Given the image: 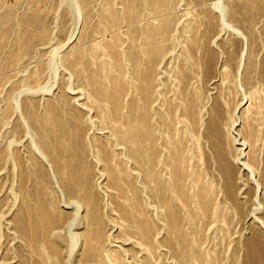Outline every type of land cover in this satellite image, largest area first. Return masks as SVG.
Wrapping results in <instances>:
<instances>
[{
    "label": "rangeland",
    "instance_id": "rangeland-1",
    "mask_svg": "<svg viewBox=\"0 0 264 264\" xmlns=\"http://www.w3.org/2000/svg\"><path fill=\"white\" fill-rule=\"evenodd\" d=\"M90 231L101 264H264V0H0V264H92Z\"/></svg>",
    "mask_w": 264,
    "mask_h": 264
},
{
    "label": "bare ground",
    "instance_id": "bare-ground-1",
    "mask_svg": "<svg viewBox=\"0 0 264 264\" xmlns=\"http://www.w3.org/2000/svg\"><path fill=\"white\" fill-rule=\"evenodd\" d=\"M216 6H218L216 3H215ZM78 13V12H77ZM111 18V30L115 31L117 29H119L122 21H121V18L119 16H117L116 14H112V16L110 17ZM126 19V18H125ZM113 21V22H112ZM130 22V23H128ZM126 23V26H131L132 23H134L133 21H131L130 19H126L125 22ZM77 31V30H76ZM76 31L71 35L69 41L62 47V48H65L68 44L71 45L72 41L75 39V34H76ZM119 33V32H118ZM61 48V49H62ZM58 51H60L59 48L57 49H53L52 52H54L55 54L58 53ZM143 52V49H141L140 47H138L137 50H135L134 54L132 55L131 54V61L133 62H136L137 63V60H138V57L140 58L141 57V53ZM58 57V56H57ZM72 66L73 68L74 67H77L78 66V60L76 58H72ZM56 61V60H55ZM59 62V61H58ZM56 62H54L55 64ZM59 64V63H58ZM61 64L64 65L62 59H61ZM53 65V64H52ZM62 66V65H61ZM65 66V65H64ZM56 67V66H55ZM54 65L52 66V70L55 68ZM66 67V66H65ZM67 68V67H66ZM54 72V71H53ZM153 71L152 69H150V67L147 69V72H146V75H142V77H144V79L146 80L145 84L141 87L140 89V94H141V99H142V112H141V115H136L135 117V120L137 121L138 120V124L139 123H142L143 124V127L145 128L146 132H147V136H146V139H145V146H147L148 144V141L152 142L154 141L153 139V136H152V133L150 132V127H151V115H149L147 113V111H149V108L151 107V105L153 104L154 102V76L155 75H152ZM140 76V75H139ZM137 77V76H136ZM135 83V82H134ZM136 84V83H135ZM137 86V85H136ZM68 87V86H67ZM136 90V89H135ZM52 91V90H51ZM51 91H49L48 93H50ZM137 91V90H136ZM72 93V92H71ZM77 94H79V92H76ZM23 94V92H22ZM75 94V93H74ZM44 95H48V94H44ZM51 95V94H49ZM20 98V97H19ZM78 100V99H77ZM135 101H136V98H135ZM19 99H17V106H15L16 104L14 103V106L15 108L17 109L18 108V112L20 113V115H22V112L20 111V106H19ZM132 103V101H131ZM134 103V102H133ZM138 109V103L135 102L134 103ZM83 107V109L85 110L86 109V106H84V104L81 105ZM17 111V110H15ZM91 111V110H88V112ZM90 113V112H89ZM18 114V113H17ZM23 118V116H22ZM7 122V121H6ZM12 122V121H11ZM24 125L26 126L28 122H26L24 120ZM133 122V119H130V124ZM128 123V122H127ZM131 125H134V124H131ZM29 125H27L26 127V130L29 129ZM133 129L135 130V132H137L138 130H136V126L133 127ZM6 130V129H5ZM31 130V129H30ZM29 131V130H28ZM8 134V133H7ZM243 145V144H242ZM244 146V145H243ZM38 151L47 159V157L44 155L43 151L37 147ZM136 150V149H134ZM139 152V151H138ZM40 155V154H39ZM12 156V155H11ZM135 156H137L138 158V155L137 153H135ZM137 163H142V162H137ZM96 220L97 219V216H96V213L94 211L93 215H92V220ZM75 220H73L74 222ZM72 222V223H73ZM72 225V224H71ZM79 235V234H78ZM100 233L99 231H90L87 235H85V237H83V240H84V251L83 253H81V258L82 260L85 261V263H92V264H101L100 262L97 261V258L101 255L99 253V250L97 248H95V245H94V242L97 241V239L100 237ZM80 237V236H79ZM82 237V236H81ZM76 238V237H75ZM79 239V238H78ZM82 241V240H81ZM51 248L54 250L57 251V247L56 245H54V243H52L51 241L49 242ZM76 244V243H75ZM55 252V251H54ZM55 253H58V252H55ZM96 259V261H95Z\"/></svg>",
    "mask_w": 264,
    "mask_h": 264
}]
</instances>
